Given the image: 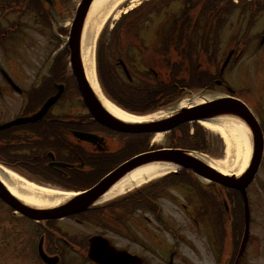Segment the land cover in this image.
Wrapping results in <instances>:
<instances>
[{"label": "flooded vegetation", "instance_id": "flooded-vegetation-1", "mask_svg": "<svg viewBox=\"0 0 264 264\" xmlns=\"http://www.w3.org/2000/svg\"><path fill=\"white\" fill-rule=\"evenodd\" d=\"M19 1L0 0V28L5 30L0 36L2 38L12 39L19 32L27 34L29 30L43 33V24L53 22L48 14L42 20V10L32 8L37 5V0H25V3ZM67 4L68 2L61 0L64 18L69 17L67 8L72 6V3L68 7ZM38 6L41 7L39 2ZM9 16L14 18L12 22L9 21ZM188 28L187 25L182 27ZM8 45L0 44V126L38 113L48 99L58 93L59 85H64L65 91L42 121L14 126L0 132V160L10 170L37 184H46L65 192H84L94 187L120 165L118 162L124 157L121 151L123 135H116L96 123L84 104L73 99L68 82L63 76L61 61L50 70L47 78L41 75L51 55L48 52L50 56L47 54L43 58L40 54H27L32 55L29 49L35 53L40 49L44 50L43 44H26L27 48L20 51V55L18 52L12 55L14 57H9L11 54ZM192 45H196L199 51L203 49V44H157V47L154 44H130L125 48L121 47L120 53L138 64L147 55L154 53V48L158 49L156 53L166 62L186 66L190 62L187 55ZM217 56L218 52L214 50L208 60L202 59L201 63L205 61L203 72L196 76L215 78L217 68L216 61H213ZM122 60L124 59L119 58V61ZM28 64L38 67L35 82L34 74L27 73L24 67ZM3 68H9L11 73L8 71L7 75L23 86L21 93L14 95V98L10 97L14 89L4 77ZM64 72L67 73V68ZM29 76H32L33 83L25 87L23 82ZM62 77V81H56ZM164 77L179 80L184 78L176 72ZM261 125L264 131V120ZM76 134L95 136L98 141L92 144ZM114 140L118 141L119 147L112 149ZM134 147L132 145L131 150ZM184 175L187 173L174 177ZM259 176L247 191L252 208V230L255 225L260 224V220L255 217V206L264 207V156ZM171 180L135 189L130 200L100 202L89 211L48 222L36 223L29 220L0 199V264H195L183 253L198 256L203 255L202 250L213 263L215 257H218L219 264H223L224 260H220L223 252L214 249L217 243L221 247L231 248L226 264H235L243 240L240 228L241 224L244 225V218L240 210H236L243 200L242 194L238 191L220 190V186L216 184L207 189V196L213 203H224L226 199L230 204L226 220L231 226V234H228V230L226 233L223 231L229 236L226 241L225 236L221 238L223 233L216 231L220 238L214 241L216 237L206 236L202 228V212H206H199L202 200L200 201L196 192V199H190L186 190L173 186ZM210 218L214 225L219 224L218 209L212 211ZM178 224L183 227H176ZM261 230L264 231V228ZM254 238L252 233L240 264H251L250 250L256 251V245L259 248L262 245H254ZM258 239L264 240L263 235ZM31 249L35 254L33 259L28 258Z\"/></svg>", "mask_w": 264, "mask_h": 264}, {"label": "bare ground", "instance_id": "bare-ground-1", "mask_svg": "<svg viewBox=\"0 0 264 264\" xmlns=\"http://www.w3.org/2000/svg\"><path fill=\"white\" fill-rule=\"evenodd\" d=\"M142 1L143 0H95L86 19L81 43V54L86 78L92 91L97 95L98 101L106 112L110 113L115 119L133 124H144L154 120L165 119L171 111L159 112L146 118H137L123 112L114 104L107 101L101 94L96 74V44L104 27L111 20L116 21L119 19L124 4L131 2V7L128 9L130 10ZM211 100L212 96L195 98L194 101L185 100L173 111L190 109L191 107L204 104L207 101L211 102ZM201 125L205 129L221 137L226 146V153L225 158L222 160H209L199 155L196 157L219 174L227 177L241 178L249 168L253 154L251 132L248 126L241 120L228 116H219L213 117L210 120H202ZM163 138L164 135L158 134L154 137V140L155 142H162ZM178 169V167L152 164L139 168L130 174H124L120 179L114 178L113 181L116 182V184L103 197L98 198L96 202L100 203L121 197L135 189H139L148 182L164 178L170 172H175ZM0 179L8 187L10 192L17 199L22 201L23 204L33 206L40 210H58L68 206V204L74 202L76 198V194L74 193L52 190L36 183H31L11 173L1 165ZM208 183H210L209 180Z\"/></svg>", "mask_w": 264, "mask_h": 264}, {"label": "rangeland", "instance_id": "rangeland-1", "mask_svg": "<svg viewBox=\"0 0 264 264\" xmlns=\"http://www.w3.org/2000/svg\"><path fill=\"white\" fill-rule=\"evenodd\" d=\"M143 2V1H142ZM140 2V3H142ZM157 2V1H156ZM74 3L76 5V3H78V0H74ZM139 3V4H140ZM137 5H135L132 8L137 7ZM158 8H154V7H147V11H145V17L141 18L138 17L136 22L134 23V26H139V28H134V32L140 34V36L143 37V40L146 41V44H148V42H151V39L154 40L155 38V34L158 30H160V25L164 22V20L168 17H172L175 16L178 17L180 11L182 9H185L184 6V0H180V1H170L169 4H157L155 7ZM76 7V6H75ZM131 7V3H127V5L125 6V9ZM248 8V6H247ZM76 9V8H75ZM240 9L239 8H235L234 11L232 13H230V17L227 18L224 16L220 17V19L223 21L225 30L224 33L220 36V40H221V44H219V59L220 61L223 60V58L227 57L228 53L233 49V44L231 41L232 36L238 37V38H254V40L250 45H248L247 50H246V55L243 57L242 61L233 69H230L226 75V82L232 86L233 88H235L236 90H244L245 91V95L247 93V90H249L252 95L255 97V99L253 98H249L250 103H256L257 99L259 98V96H261L262 94L264 95V92L261 88H264V48L262 49V51L258 50L259 43H260V37L261 34L264 31V14H256L254 15L252 18H249L250 13H241L240 14ZM201 12L200 15H204L206 12L204 11H199ZM125 14L124 13L121 14V16ZM199 15V16H200ZM197 16V14H193L192 18H197L199 17ZM139 19V20H138ZM117 21H113L111 20L105 27L104 30L106 31V42L109 40V34L112 31V29L115 27ZM204 22V21H202ZM104 30H102L101 32H103ZM101 35V33H100ZM99 35V36H100ZM132 35V34H131ZM39 37V36H38ZM99 38V37H98ZM131 38H129L128 41H124V44H129L130 43ZM217 42H219L217 40ZM50 39L48 38V36L46 34H43L41 36V38L39 37V39L36 41V44H39L42 48L44 46V56H46L49 52V54L52 52V50L54 48H52L50 46ZM23 44H25L24 42L22 44H20L18 47H23ZM140 44V43H138ZM199 44H202L201 42H199ZM48 45V46H47ZM52 45V44H51ZM241 46H243L244 44H240ZM54 46V45H52ZM49 47V48H48ZM20 51H24V49H21ZM41 49L38 50L36 53L32 50L29 49V52H31L32 55L27 54V56H35V55H39L41 54ZM96 52H97V46H96ZM48 54V56H49ZM118 61V60H117ZM116 63V62H115ZM20 67V66H19ZM27 73H30L31 75L34 74V80L33 82H35V76H37L35 74L36 71V67L33 64H28L27 66H24ZM22 69V67H20ZM43 68V66H42ZM24 70V69H23ZM25 73V72H24ZM25 73V75L27 74ZM47 73V71L45 72V70H42V74L43 76H45V74ZM164 74H166V72H163ZM27 77V76H26ZM25 77V78H26ZM32 82V76H29L27 81L23 82V85L25 87H27L30 83ZM32 82V83H33ZM31 83V84H32ZM220 93H223L222 91H220ZM72 94L74 95L73 91ZM15 94L11 95L10 97H15ZM20 100L22 98L17 97ZM74 98V97H73ZM179 101H177L176 103H178ZM175 106V105H174ZM206 130V136L208 137V156L213 159V160H222L225 158V153H226V146L224 144V141L221 139L220 136L216 135L215 133ZM113 145H111L112 149L118 148V143L114 140L113 141ZM159 145V146H163V147H170L171 146V140L169 138V135H164L163 141L160 142H156L154 143V137H151L150 139V145ZM176 184H180L179 182H175ZM182 189H185L187 192V196L191 199H196V195H195V191L192 189H190L188 186L183 185ZM197 204V202L195 203V205ZM199 208L202 211H206V212H202V215L204 216V220L202 223V228L203 231L205 233L206 236H213L216 237L214 239L217 240L220 238V235L216 233V231L218 230V225H214L210 215L212 213V211H216L217 208L214 207L213 208V203L210 199L206 200V203L204 204L203 201H201V204L199 206ZM255 211V217L258 218L260 220V224L259 225H255V229H254V245L256 244H262L260 245V248L258 247L259 245H256L255 249H251L250 251V262L251 264H264V240L258 239L260 238L262 235L264 237V231L261 230V228H264V220H261L260 218L264 219V207H260L255 206L254 208ZM209 220V221H207ZM207 221L205 224L204 222ZM227 223V220L224 221L223 225ZM175 227V226H174ZM176 227H183V225L178 224L176 225ZM232 229H229L228 234H231ZM193 232H196L195 230ZM187 233V231H186ZM212 233V234H210ZM221 233V232H220ZM223 235H221V238H224L225 236V240L227 241L229 236H226L224 232H222ZM226 243V242H225ZM219 251H222L223 253L221 254L223 256L222 259H220L221 261H223V264L227 263V257L230 255V249L231 248H226L221 247L220 243H217L215 245V248ZM256 255H254V253ZM203 255H198V256H193L191 254H187L186 252L183 253L184 255L186 254V258L190 259L192 261H194L195 264H219V259L218 257H215V261L214 263L212 262L211 258H209L202 250ZM35 257V254L33 252V250L31 249V254L28 257L29 259H33ZM218 263H217V261Z\"/></svg>", "mask_w": 264, "mask_h": 264}, {"label": "water", "instance_id": "water-1", "mask_svg": "<svg viewBox=\"0 0 264 264\" xmlns=\"http://www.w3.org/2000/svg\"><path fill=\"white\" fill-rule=\"evenodd\" d=\"M44 1H47L51 4V0ZM94 1L95 0H83L80 8L78 9L76 21L72 30L70 46L73 52V65L79 77V81L81 82L84 96L91 110L99 121L106 124L107 126H110L114 130L124 133L156 134L171 132L172 130L185 123L210 120L213 117L219 116H228L240 119L243 122L247 123L246 125L249 127L252 133V160L248 171L241 178L226 177L222 174H219L210 166L200 161L199 158H197L198 156L196 157L195 153L185 150H162L140 155L122 166L114 173L113 176L115 178H119L122 175L124 176V174H130L139 168L152 164H159L163 166L178 167L179 169L191 170L196 175L209 179L213 182H217L226 187L237 188L244 191V189L254 179V176L259 169V164L262 156L263 141L261 132L257 124L252 119V117H250V114L248 113L246 107L240 102L233 99H222L206 105L194 107L192 109H183L178 111L174 115L172 114L168 116L165 119H160L144 124L123 122L115 119L110 113L106 112V110L98 101L96 95L92 91L86 79L80 50L84 25ZM113 176H111L110 178H112ZM110 178L106 179L103 183H101L98 187L91 190L90 192L76 198L73 203L74 206L70 208H74L76 205L79 207H83L82 209H86V207L92 205L99 197H101L104 190L109 186L108 180ZM0 197H2L6 202L10 203L16 209H21L22 211L24 208H26L20 200L16 199L8 193L5 185L1 180ZM246 212L248 218V204L246 207ZM52 214V212H39L31 208L26 211V215L32 218H38L39 216H50Z\"/></svg>", "mask_w": 264, "mask_h": 264}, {"label": "trees", "instance_id": "trees-1", "mask_svg": "<svg viewBox=\"0 0 264 264\" xmlns=\"http://www.w3.org/2000/svg\"><path fill=\"white\" fill-rule=\"evenodd\" d=\"M263 2L264 0H256L251 2L254 4L253 10L258 12L264 11ZM152 3L153 2L149 3L148 5H143L141 8H139V11L143 10L146 6H150ZM245 5L247 6V2H241L239 5H236L233 2L223 0H208V3L205 5V9L210 8L212 11L219 9L220 20V17H222V15H224L225 11H228V9L236 7L246 9L247 7ZM132 15L135 14L132 13L126 17H123V19L116 25V28L110 35L108 43H105V35H102L100 43L98 44V73L102 87L112 100L133 114L146 115L153 112L156 107L162 105V101L168 97V94L174 93L167 92L171 91L174 88V85L172 84L170 87H167L158 82H155L154 84L146 83L144 85L141 82L137 83L135 81H124L123 78L120 77L117 71V65L113 63V59L116 57L117 39H119L122 33L121 26H126L127 20L131 18ZM128 24L131 25L132 23L129 22ZM128 31L129 30L126 29L125 33ZM129 67L132 70L131 75L138 71L134 70L133 66L131 65H129ZM172 141V146L175 148L188 149L198 152L205 151L206 149V140L204 138V134L198 129L196 130L195 135L191 136L187 127L183 130V134H181V136L173 134ZM136 148L137 149L133 150L130 155L147 151V140H140Z\"/></svg>", "mask_w": 264, "mask_h": 264}]
</instances>
